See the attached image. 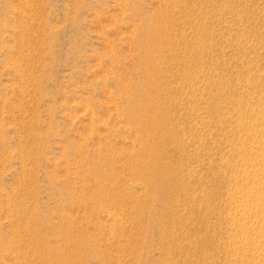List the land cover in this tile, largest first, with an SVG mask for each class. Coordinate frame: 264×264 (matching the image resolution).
I'll return each mask as SVG.
<instances>
[{
	"label": "rangeland",
	"instance_id": "rangeland-1",
	"mask_svg": "<svg viewBox=\"0 0 264 264\" xmlns=\"http://www.w3.org/2000/svg\"><path fill=\"white\" fill-rule=\"evenodd\" d=\"M260 109L264 0H0V264H256Z\"/></svg>",
	"mask_w": 264,
	"mask_h": 264
},
{
	"label": "bare ground",
	"instance_id": "bare-ground-1",
	"mask_svg": "<svg viewBox=\"0 0 264 264\" xmlns=\"http://www.w3.org/2000/svg\"><path fill=\"white\" fill-rule=\"evenodd\" d=\"M144 45H147V44H144ZM151 59V58H150ZM151 61V60H150ZM153 61V60H152ZM151 61V62H152ZM149 62L148 60V63H151ZM148 63H147V66H148ZM154 63H156L154 61ZM150 65V64H149ZM156 65V64H155ZM146 66V67H147ZM154 67V66H153ZM156 67V66H155ZM154 67V68H155ZM157 67H158V63H157ZM152 69V68H151ZM262 110V109H260ZM255 111V110H253ZM264 111V109L262 110ZM261 113V112H260ZM257 118V117H256ZM257 120V119H256ZM259 121L260 122H263L264 123V116H261L259 117ZM256 122V121H255ZM258 122V121H257ZM146 123V122H145ZM148 124V123H147ZM150 124V123H149ZM261 124V123H260ZM255 126H256V123H255ZM247 127V126H246ZM245 127V128H246ZM251 127V125H250ZM254 128V127H253ZM253 130V129H252ZM258 130V129H257ZM147 132V131H146ZM257 131L255 130V133ZM261 133V132H260ZM258 134V133H257ZM254 136V135H252ZM251 136V137H252ZM250 137V139H251ZM252 140V141H251ZM249 140L251 142V145L256 146L255 148L259 151V153H249L248 152V156L246 158H248L247 160H250L251 163H254L255 166H250V168L246 171H243L244 172V180H245V184L244 183L242 184V186H240L241 184H239L240 187L236 186V188L229 194L231 195L232 194V198L234 197H238V190L242 193L243 191V195L244 197L241 198L242 200L240 202H238V205L237 207L234 206V208L237 212L236 215H240V217H237L239 219H235V215L234 217H230L228 216L229 218H232L234 220H236L235 224L237 225L236 227H238L237 229H240L241 232L240 235H242V239H241V242L240 244H242V240H243V244H248V243H251V244H254V251L251 252L252 254L250 255V252H249V255L252 257L254 256V260L256 259V264H264V247H261L259 244H263L264 243V138H261L259 136H254V138L252 137V139ZM252 148V147H251ZM252 150V149H251ZM255 151V150H254ZM244 154V153H243ZM246 155V153H245ZM245 158V157H244ZM256 165H258L259 167H256ZM238 173V172H236ZM243 182V181H242ZM241 182V183H242ZM249 184H251L252 186H250ZM244 185V186H243ZM250 186V187H249ZM233 188V187H232ZM231 188V189H232ZM245 193V194H244ZM240 195V196H241ZM239 196V197H240ZM239 197L237 198L239 200ZM242 197V196H241ZM233 209V208H231ZM230 209V210H231ZM235 212V210H232V212ZM239 211V213H238ZM235 212V213H236ZM231 213V211H230ZM229 213V215H230ZM232 214V213H231ZM231 219V220H232ZM233 222V221H232ZM234 225V224H233ZM251 226V227H250ZM252 229V230H251ZM235 231V228L234 230ZM250 231V232H249ZM252 231V232H251ZM238 232V231H236ZM232 234V233H231ZM233 236V235H232ZM239 239V241H240ZM238 240V239H237ZM234 241V239H233ZM237 244V243H236ZM256 244H258V247L256 246ZM246 247H251L249 244L248 245H245ZM244 247V246H243ZM253 247V245H252ZM252 247L248 250H251ZM257 247V248H256ZM245 248V247H244ZM242 248V250L244 249ZM262 248V249H261ZM234 250V249H233ZM245 251V249L243 250ZM242 251V252H243ZM237 253V252H236ZM247 253V252H246ZM245 253V254H246ZM243 256L245 254L241 253ZM248 255V253H247ZM238 256V255H237ZM240 256V254H239ZM238 256V257H239ZM242 256V257H243ZM246 256V255H245ZM235 257V256H234ZM249 258V256H247ZM250 257V258H251ZM236 258V257H235ZM246 258V257H245ZM243 260L240 259H235L236 260V263H237V260L239 261H242L244 262V257L242 258ZM252 259V258H251ZM246 260V259H245ZM254 260L252 259L253 263H254ZM247 261H250V260H247ZM246 261V262H247ZM65 262V261H64ZM235 262V261H234ZM67 263V262H66ZM240 263V262H239ZM250 263V262H249ZM245 264V263H243ZM255 264V263H254Z\"/></svg>",
	"mask_w": 264,
	"mask_h": 264
}]
</instances>
